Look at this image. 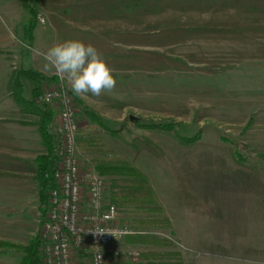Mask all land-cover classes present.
I'll list each match as a JSON object with an SVG mask.
<instances>
[{
	"label": "rangeland",
	"instance_id": "374dc122",
	"mask_svg": "<svg viewBox=\"0 0 264 264\" xmlns=\"http://www.w3.org/2000/svg\"><path fill=\"white\" fill-rule=\"evenodd\" d=\"M24 1L44 18L50 11L54 27L46 24V38L37 25L40 37L19 66L33 54L44 59L50 47L41 49L42 39L95 46L115 70L116 86L100 96L74 94L83 103L75 100L80 129L87 107L118 130L102 141L148 176L163 207L160 214L120 207L132 235L155 239L117 240L108 252L112 264H147L143 253L150 251L183 264H264V0ZM56 77L52 88L72 91ZM137 137L149 143L136 150L130 143ZM78 152L82 168L97 171L99 153L80 145ZM147 217L169 218L171 226L135 227ZM40 218L30 229L15 222L13 209L0 208V239L28 244ZM1 249L0 264H20L22 253ZM132 249L138 255L114 254Z\"/></svg>",
	"mask_w": 264,
	"mask_h": 264
},
{
	"label": "built area",
	"instance_id": "2783aa9c",
	"mask_svg": "<svg viewBox=\"0 0 264 264\" xmlns=\"http://www.w3.org/2000/svg\"><path fill=\"white\" fill-rule=\"evenodd\" d=\"M42 98L58 108L53 186L48 192L47 210L40 218L44 264H112L110 246L136 231L121 224L119 209L108 198V181L94 168H82L74 95L62 84L45 90ZM126 253L138 255L134 249L114 252Z\"/></svg>",
	"mask_w": 264,
	"mask_h": 264
},
{
	"label": "trees",
	"instance_id": "16d2710c",
	"mask_svg": "<svg viewBox=\"0 0 264 264\" xmlns=\"http://www.w3.org/2000/svg\"><path fill=\"white\" fill-rule=\"evenodd\" d=\"M38 14V9L34 7L31 19L24 30V40L26 41L30 42L35 38V30L38 25ZM56 78V76L48 77L33 68L19 69L17 73L14 74L13 83V95L17 103L26 111H35L40 116L37 125L43 138V144L47 149L46 153L39 155L36 159L37 172L35 178L39 182L41 214H44L47 210L48 192L53 186L51 173L56 160L57 148V133L54 132L53 124L58 115V108L56 105L46 103L40 104L39 101L28 98L26 95V85L28 83L37 84L39 85L37 90L39 89L42 91V89H44V81L54 82ZM70 92L74 95L72 91ZM74 97L77 104L82 103L77 96L74 95ZM83 111L88 119V123L80 129L81 134L78 137V144L84 151L99 153L93 158V162L98 174L109 180L107 193L111 202L115 203L118 209H120V207H128L133 210L147 211L151 214L162 213L163 207L157 198L148 176L128 158L120 155L113 148L104 143L102 141L103 139L100 137L105 133L115 137L118 136L119 131L108 126L95 111L87 107H83ZM148 126L156 127L158 128L157 130L165 131V129H167L163 126L161 127L153 124ZM186 139L188 140L186 142L190 143L192 141L188 138ZM146 143H149L148 140L137 137L135 140L131 141L130 145L137 150ZM232 146L235 145L232 143ZM134 222L136 223V228L144 230L152 227L164 228L171 226L169 218L163 217L137 218ZM136 235L140 236V238L142 237V239L146 241L151 238L147 237V235ZM136 235H129L127 237ZM156 240L161 244H172V242L164 238ZM1 248L22 253V264H44V248L39 233L33 236L28 244L24 245L0 239V249ZM143 258L146 260L147 264H183L178 261H164L159 253L151 251L143 253Z\"/></svg>",
	"mask_w": 264,
	"mask_h": 264
},
{
	"label": "crops",
	"instance_id": "0c3cea01",
	"mask_svg": "<svg viewBox=\"0 0 264 264\" xmlns=\"http://www.w3.org/2000/svg\"><path fill=\"white\" fill-rule=\"evenodd\" d=\"M33 9L34 4H28L24 0H0V208L13 209L19 218L15 222L30 225V229L34 228V222L42 213L39 182L35 178L36 159L46 153L47 149L37 125L39 114L23 109L13 95L14 74L19 69L33 68L48 77L58 76L54 69L45 68L47 62L38 54H33L31 63L22 61L23 65L19 66L18 61L22 58L23 51L34 49V43H37L40 37L38 32L46 38L49 32L46 24L50 21L48 16L52 13L46 11L47 18H44L42 13L38 14V19L43 17L44 22L38 21V25L43 26L39 27L38 32L35 30V38L30 42L24 40V30L31 19ZM49 23L54 27L53 21ZM40 41L38 45L41 49L51 47L45 43L46 40ZM39 52L42 51L39 49ZM43 84L44 89L41 91L37 90L39 85L28 83L27 97L39 101L40 104L44 103L42 96L45 89L52 88L55 81H44ZM56 122L57 118L53 124L54 132ZM31 234H34V231ZM2 264L16 263L4 258Z\"/></svg>",
	"mask_w": 264,
	"mask_h": 264
},
{
	"label": "clouds",
	"instance_id": "9594fccd",
	"mask_svg": "<svg viewBox=\"0 0 264 264\" xmlns=\"http://www.w3.org/2000/svg\"><path fill=\"white\" fill-rule=\"evenodd\" d=\"M44 59L45 68L66 79L78 96H100L116 86L115 70L90 43L76 39L55 43L44 53Z\"/></svg>",
	"mask_w": 264,
	"mask_h": 264
},
{
	"label": "water",
	"instance_id": "95a60500",
	"mask_svg": "<svg viewBox=\"0 0 264 264\" xmlns=\"http://www.w3.org/2000/svg\"><path fill=\"white\" fill-rule=\"evenodd\" d=\"M132 119H133V120H135V118H134V117H132Z\"/></svg>",
	"mask_w": 264,
	"mask_h": 264
}]
</instances>
